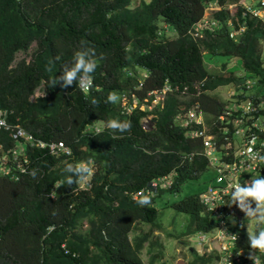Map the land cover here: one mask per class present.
I'll return each instance as SVG.
<instances>
[{"label": "trees", "instance_id": "1", "mask_svg": "<svg viewBox=\"0 0 264 264\" xmlns=\"http://www.w3.org/2000/svg\"><path fill=\"white\" fill-rule=\"evenodd\" d=\"M131 2L0 0V105L11 126L0 127V156L7 155L5 162L0 158V264L162 261V241L142 225L160 227L156 199L179 192L211 168L203 138L188 135L178 118L200 103L217 146L230 142L233 147L235 122L242 117L245 122L247 111L233 105L226 110L210 92L234 83L242 88L245 104L264 98V22L246 12L242 0H142L130 8ZM234 3L236 11L231 12L228 6ZM218 6L210 24L204 23L205 10ZM20 52L31 58L17 60ZM218 56L230 60L223 63L226 72L210 64ZM79 58L84 66L75 71L72 85L62 88L64 80L58 79L51 86L73 71ZM235 61L243 69L234 71ZM90 63L97 67L86 71ZM89 77L92 84L85 91L80 82ZM248 79L253 81L250 88ZM168 85L175 89L156 103V92ZM110 93L117 95L116 102H108ZM123 93L131 101L135 93L139 101L130 113L123 112ZM221 113H226L223 120ZM111 119L130 122L131 129L112 130L107 126ZM22 129L46 142L64 141L71 154L55 155L24 143L25 157L18 156L26 167L22 172L7 151L16 147L13 135ZM227 150L216 153L228 161ZM80 162L92 169L83 186L78 173L65 171ZM169 175V187H157L154 196L143 191L151 202L138 203L141 196L136 193ZM255 175L261 183L264 174ZM67 177L74 183L69 185ZM202 192L172 204L188 214L183 236L218 224L201 202ZM253 206L264 213L263 199L257 198ZM248 224H230L240 232L236 250L257 251L264 264V252L252 247L260 227L253 233ZM146 244L149 263L142 256ZM190 251L192 259L186 264H212L218 258L215 252Z\"/></svg>", "mask_w": 264, "mask_h": 264}, {"label": "built area", "instance_id": "2", "mask_svg": "<svg viewBox=\"0 0 264 264\" xmlns=\"http://www.w3.org/2000/svg\"><path fill=\"white\" fill-rule=\"evenodd\" d=\"M256 14H259V12H256ZM236 109H239V107ZM244 109L248 114L255 109V105L254 103H248ZM190 117L194 118L197 115L193 111L190 113ZM196 122L203 124L200 118H197ZM243 122V117L235 122V135L238 137L233 140V147H231L230 142L227 143V146L222 145L223 149H228L225 154L226 157H229V160L216 161L215 164H212L215 166L218 175L215 182L210 184L201 195L203 205L218 219L219 224L214 235L210 236L200 232L198 237L201 245L213 241L220 245L222 250H219V258L216 264H248L250 260L246 250H236L240 234L232 230L230 224L232 226L242 224L255 202L252 199L256 198L255 196L244 193L254 190L258 183L252 175L257 176L256 173L264 174V128L259 122L253 123L254 129L250 125L243 128L239 126ZM192 134L202 137L205 135V130L197 129ZM204 142L207 153L213 155L214 151L218 149L215 136L212 140H207L205 136ZM249 148H251V152L248 151ZM261 183H264V178ZM252 259L254 263L257 260L260 263L258 255L252 256Z\"/></svg>", "mask_w": 264, "mask_h": 264}, {"label": "clouds", "instance_id": "3", "mask_svg": "<svg viewBox=\"0 0 264 264\" xmlns=\"http://www.w3.org/2000/svg\"><path fill=\"white\" fill-rule=\"evenodd\" d=\"M241 4L245 7V11L248 12L251 16L257 17V18L261 19L264 22V0H242ZM234 5H235L234 8H231V7L228 6V8H229V10L231 12H235L236 11L237 4L234 3ZM256 12H259V14H256ZM199 25L196 27L197 30L200 29ZM241 30L242 31L245 30V26H243L241 28ZM231 35H234V33H232ZM82 66H84V61H83L82 58H79L78 61H77V64H76V68L73 71L67 72L63 77H57L56 79H54L53 81H51V86H55L57 84V80L58 79H63L64 80V83L60 85L62 88L71 86L72 85V82H73V79L75 77V71L78 70ZM232 66H234V64ZM232 66H230V68ZM96 67H97V63H90L87 66H85V70L86 71H92V69L93 68H96ZM241 69H243V67ZM236 73L239 74L241 72L240 71H237ZM80 84H81V87L85 91H87L90 88L91 84H92V77H89V79L83 78L81 80ZM246 86L248 88H250L251 86H253L252 79H248L247 80ZM219 87H221V86H219ZM218 88L215 91H217ZM172 89H175V88H173L171 85H168V86L164 87L163 89H161L160 91L156 92V93H158V97L155 98L154 101L156 103H159L161 99L164 100L165 95L168 92H171ZM215 91H211L210 94L212 92H215ZM201 92H202V90L201 89H198L197 93L200 94ZM132 98H133V100L131 101L130 98H129V93H123L122 96H119V100L121 101V104H122V107H123V112L130 113V112L133 111L134 108H136V107L139 106V101H137V96H136L135 93L132 94ZM117 99H118V97H117V95L115 93H110L109 96H108V102H113L114 103V102L117 101ZM239 99H240L239 105L240 106L241 105H244L245 106L246 104L244 102H242L241 97ZM255 102L256 103L253 102L254 105H255V109L252 112H250L251 114H253V116L251 118L246 117L245 118V122L244 123H241L239 126H241L243 128H246L247 126L250 125L254 129L253 123L254 122H257L258 123L259 122L260 125L264 128V115H256V113H259V112L264 111V98H261L260 101H256L255 100ZM231 105L234 106V104H231ZM140 107L142 109L146 108V106L144 104L140 105ZM229 107L230 106H228V108L226 110H228ZM239 109H241V108H239ZM193 111L196 113L197 117H194V118L190 117V113L193 112ZM221 114H223L224 117L226 115V113H221ZM6 115H7V111L4 110L2 108V106L0 105V127L10 128L11 126L8 125L7 122H6ZM197 118H200V120L203 123L202 125L201 124H198L196 122ZM178 119L180 120L181 124L184 127H186V128L189 129L188 135H190L191 137H197V136H195V135L192 134L193 131H195L197 129L205 130V135L202 136L203 140H204V138H205L206 135L213 134V133H210V130L207 129V126H206L207 123H206V120H205V112L202 109L200 103L199 104H195L193 107H191L187 111L186 116L179 117ZM249 119H252V122L250 124H248V120ZM235 125H236V123H235ZM107 126H108V128H110L112 130H119L120 132H124L126 130H130L131 129V123L130 122H120V121H118L116 119L109 120L108 123H107ZM13 137L17 141L16 147H14V148H8L7 151H9L11 154L14 155L15 160L17 161L18 167L21 169L22 172H24L26 170V167L23 164L20 163L18 156L19 155H23L25 157V154H24V146H23L24 143L30 144L32 147H35L36 146V147H40V148H47L50 153L55 154V155H57L59 153H65L67 155L71 154V148L64 141H62V140L46 142V141H43V140H40V139L35 138L32 134H30L29 132H27L24 129L18 131L17 134H14L13 135ZM60 143H62V145H60ZM52 147H54V148H52ZM3 149H4V147L1 145L0 151H2ZM17 149H20V150H17ZM217 150L223 152V150H224L223 149V146L218 147ZM217 150H215L213 154H215ZM248 151L251 152V148H249ZM206 153H207V151H206ZM3 155L0 156L1 159H4L3 158L4 157ZM207 156L209 157V161H210V164H211V157L208 155V153H207ZM220 157H221V159H217V161L220 162V160H221V162H223V160H224L223 156H220ZM5 158L7 159V155H5ZM224 161H226V160H224ZM211 167H215V166H213L211 164ZM65 171H75L76 173L79 174L77 177L81 181L87 180L88 176H91L92 175V169L89 167V165L87 163H84V162L78 163L76 165L75 169H73L72 165L69 164V165H67ZM83 173H87V175H83ZM35 174H36L35 171H33L32 173H30V175H32L33 177L35 176ZM172 182H173V179H172V177L170 175L169 176L160 177V178L157 179V181H153L150 184L149 190L147 188H145L144 190H141L140 193H136L135 197H138L139 195L141 196V199L138 200V203H140L141 205H146V204H149L151 202L150 196L144 195L143 191L154 196L157 193V191H158L159 188H167V187H169L172 184ZM67 183L69 185H71L72 183H74L73 178L72 177H67ZM157 187H159V188H157ZM202 193L200 194V199H201ZM244 194L255 196L258 199H264V183H257L254 190L248 191L247 193H244ZM257 198H254V199L252 198V199L254 201H256ZM251 211H254L255 213L259 214L258 210L256 208H254V206L252 207V209H250L248 211V214L251 213ZM248 214H247V217H246L245 221L242 224H240V225H243V224H246V223L248 224L249 223V221H250L251 218L248 217ZM262 214H264V213H262ZM218 224H219V222H218ZM218 224L213 228L214 230H216ZM236 226H239V225H236ZM50 229H52V227H50ZM213 229H211V230H213ZM231 229H232V227H231ZM209 231L210 230H208V232ZM234 231H236L237 233L240 234V232L237 229H235ZM200 232L203 233V231L197 232V235L198 236H199V233ZM180 239L184 240L182 237ZM206 245L209 246V249L208 250H210V248H212L210 246V243L204 244L203 246L205 247ZM252 247L253 248H256V249H259V251H261V252H264V233H261V236H260V231H259V239H256V240H253L252 241ZM190 249L193 250V249H196V248L195 247H191ZM244 250H249L250 252L251 251H254V250H251V249H244ZM196 251H197V249H196ZM212 252L217 253L218 254V258H219V253H220L219 251H211V253ZM256 255L259 256L260 263L257 260V261H255V264H261V262H262L261 256L258 253ZM218 258H216L214 260V263L213 264H215V262L217 261ZM249 259H250L249 262L250 261H253L251 255L249 256ZM163 261L166 262V260L163 259L162 261H160L161 264H162ZM157 262H158V260H156V263Z\"/></svg>", "mask_w": 264, "mask_h": 264}, {"label": "rangeland", "instance_id": "4", "mask_svg": "<svg viewBox=\"0 0 264 264\" xmlns=\"http://www.w3.org/2000/svg\"><path fill=\"white\" fill-rule=\"evenodd\" d=\"M142 0H132L130 4V8H135L137 7ZM150 1V0H146ZM234 4H230L229 7L234 8ZM220 9L218 6L216 7H209L205 10L203 21L204 23H208L210 19L213 16L214 11ZM202 21V22H203ZM210 23H208L209 25ZM21 58H26L30 59L31 56L29 54L20 52L17 55V60ZM210 57L206 56V61H209ZM213 62H210L214 67H217L218 70L224 71L225 69L223 68V63H229V59L225 57H215L212 59ZM234 71L236 70H241L242 64L236 61L234 63ZM226 72V71H224ZM242 88H238L234 83H231L229 85H223L218 88L217 91L212 92L211 95L214 97L218 98L220 101H222L227 107L230 106L231 104H234V108H244V105L238 106L240 103V94ZM38 94L40 92L38 91ZM224 119V115H220V120ZM206 120V119H205ZM207 121V120H206ZM96 126L102 125L101 122L96 121L95 122ZM207 129L211 130L210 125L207 124ZM214 138V134H209L206 135L207 140H212ZM211 157V164H215L217 160L215 159H221L219 153H215L213 155L208 154ZM4 159L3 161L5 162V154L3 155ZM221 162V160H220ZM215 175V171L212 168H209L208 171H206L203 175H201L198 179L195 180H190L186 182L181 190L177 193H171V192H166L163 194L162 197H158L156 199L155 207L158 210V224L160 227L151 225V224H144L143 229L144 230H152L153 236L156 234L159 236L160 241H162L164 245V260H166L167 264H186L188 261L192 259V252L190 251L191 247H195L199 254H204V253H211V251H219L222 250L220 248V245L216 242H210V246L212 248L209 249V246L206 245L205 247L203 244L201 245V241L198 238L197 233H193L190 235H185L183 236V229L184 225L188 221V214L184 212H179L177 211L172 204L175 202L180 201L181 199L185 198L188 195H192L195 193H200L203 190L206 189L208 186V183L210 180L213 178ZM87 180L82 181L81 184L82 186L85 185ZM264 201V199H263ZM248 217H250L249 221V227L251 232L255 233L257 228L260 227V236L261 233H264V214H257L254 211H251V213L248 214ZM259 222V225H258ZM137 233H140L138 231ZM216 233V230H210L207 234L208 235H214ZM152 236V238H153ZM182 237L184 240L180 239L179 237ZM189 245H187L186 243ZM149 249L150 247L148 244H146L142 256L144 260L149 263L150 260V255H149ZM154 251H157L156 248ZM246 253L250 256L256 255L257 251H249L246 250ZM156 264H161L160 261H158ZM213 264V263H212ZM216 264V262H215ZM249 264H255L253 261H250Z\"/></svg>", "mask_w": 264, "mask_h": 264}, {"label": "crops", "instance_id": "5", "mask_svg": "<svg viewBox=\"0 0 264 264\" xmlns=\"http://www.w3.org/2000/svg\"><path fill=\"white\" fill-rule=\"evenodd\" d=\"M214 171H215V175H214V179H213V181L212 182H210L211 184L212 183H214L215 182V180H216V177H217V175H218V172L216 171V169L214 168V167H211ZM203 233H208V231H203Z\"/></svg>", "mask_w": 264, "mask_h": 264}]
</instances>
